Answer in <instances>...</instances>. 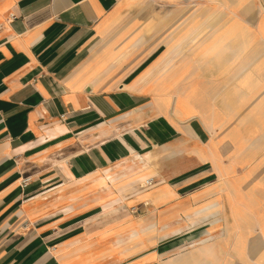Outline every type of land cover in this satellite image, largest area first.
Instances as JSON below:
<instances>
[{
	"label": "crops",
	"instance_id": "0c3cea01",
	"mask_svg": "<svg viewBox=\"0 0 264 264\" xmlns=\"http://www.w3.org/2000/svg\"><path fill=\"white\" fill-rule=\"evenodd\" d=\"M198 1L213 3L191 5ZM246 1L0 0V264H264L237 258L239 236L223 233L221 213L181 220L210 219L199 238L220 232L201 250L152 246L181 224L161 215L155 228L130 229L119 252L111 230L65 225L109 202L113 186L133 188L108 168L140 149L164 147L169 175L136 200H155L156 210L190 174L180 185L200 183L185 196L193 207L220 205L227 188L240 204V170L264 174V8ZM197 6L218 13L189 53L177 30ZM247 9L249 19L236 14ZM205 189L214 195L204 198ZM249 215L262 222L254 236L264 252V208Z\"/></svg>",
	"mask_w": 264,
	"mask_h": 264
},
{
	"label": "rangeland",
	"instance_id": "374dc122",
	"mask_svg": "<svg viewBox=\"0 0 264 264\" xmlns=\"http://www.w3.org/2000/svg\"><path fill=\"white\" fill-rule=\"evenodd\" d=\"M210 3L213 2L198 1V2H191V5H204V4L210 5ZM244 3H246L247 5L255 4L256 7L262 6L264 8V0H247ZM199 10L201 11L200 7L198 6L196 8L194 7L192 12L188 14L187 21L189 23L186 24L187 25L186 29L177 30L179 31V33H181L179 35L180 37H183L185 35L186 37L190 38L189 44H187L185 47L182 46V48L184 47V51L189 53H195L199 49V47H201L198 41L202 37L207 38L206 36L209 34L211 29L210 23L215 19V18L213 19L212 17L218 13L215 12V10L218 9H212V8H209V12H204L203 10L200 12ZM253 13L254 12L250 13L247 9V11H241L240 13H236V14H239L242 19L245 18L249 19V16ZM160 47L162 48V46ZM202 47H205V45ZM148 52H151V49H149ZM148 62L149 60L148 61L146 60L143 63L145 64ZM163 148L164 147H161V150L159 152H156L157 150L155 151L152 150L153 153L156 154H154V160L152 158L150 160V163L151 165L153 163L154 165H159L160 175L153 174L152 176L147 177V179L153 180L154 182H152L150 185H147V187L145 186L147 188V191H145V193L151 191L152 188L155 186L156 188H158L157 186H162L164 184H167L168 182L169 168H168V163L164 161L165 149ZM152 151L151 149L148 150L140 149L139 153L133 152L131 153V155H128L126 158L117 155V159L113 160V163L108 168L113 173V180L118 179L121 180L122 182L125 181V179L127 180L128 177H126V175L123 174L125 172H130L137 167L136 166L137 161L139 162L142 161V159L139 160L140 159L139 156L144 157V160L145 159L148 160L147 156ZM178 162L179 160L177 161V163ZM245 171L246 170H240L239 175L237 176L239 180L238 181L239 188L238 191L236 189L234 191V193H236L234 194V196L239 198L240 204L236 206L235 205L232 206L231 197H227L232 195L231 188L229 189L227 188L226 191L229 194L224 196L223 203L217 206L218 209L223 210L221 214H223V216L225 217V219L223 220L221 219L219 225L223 233L226 234V230H228L226 229V225H227L226 221H228L230 223V227L232 228L233 234L234 235L238 234L239 237L238 236L237 237L239 238V244L235 245L234 248L237 247L239 251L238 253H236V255L240 261L254 260L255 262H257L264 259V252L262 247L263 239L260 236H254L255 229L257 228L259 223L262 222L250 220L249 214H253L256 208L258 209L260 208L263 211L264 206L259 205L255 207V205H252L250 203L247 204L248 200H246V198L251 199L252 197H257L263 200L264 174L256 173V174H251V176H249ZM220 175L221 174H218V178L221 177ZM118 176H120L121 179H119ZM189 177L190 174H185L177 177L175 179V181H177L175 191L172 189L171 191L172 194L170 195V197L167 200L160 203L157 206L158 209L156 208V210L152 208V205L150 204L146 205V202L149 201L148 199L147 200L135 199L136 197H138L137 195L139 193L138 189H140L136 185L131 184L133 188H131L129 191H126L127 188L123 187L122 185L113 186L111 188V195L109 202H107L105 205L102 206L97 205L98 207H96L94 211H90L89 214H87L84 218H81L80 220H74L72 222L71 221L66 222L65 225L66 227L71 228L70 232H76V228H78V226L80 229L87 228L89 230H94V231L103 228L111 230L112 237L108 245H111L113 248H116V250L119 252L120 250H125L126 248V246H124L123 240L131 239L127 233L130 229L141 230L142 228H147L152 224V222L158 221L159 215H161L163 216L166 222L175 223V225H177L178 223L183 224L184 229L181 234H171L167 238L158 239L155 245L152 246H156V247L158 246L160 249H165V250L168 249L167 248L168 246H171L172 250L174 249V247L175 249H177L179 246L187 243V241L191 243L192 242L191 238H194V241L197 240L201 236L202 232L206 229V224L210 223V222L205 223L201 219L198 220L195 219L194 223L188 222L190 225L188 224L187 227L186 221H181L183 218H185L186 220V218L189 217V215L192 213L202 211L203 209H199V208L206 205L204 202L202 204L193 207L191 203H189L190 202L189 199L185 198L187 194L196 191L197 188L198 189L201 188L198 186L200 183H195V182L192 185H188L187 187L180 185L181 183L182 184L184 183L183 182L185 181L183 180L184 178L186 179ZM173 181L174 179L172 180L171 183H173ZM143 190L144 189H142L141 191ZM206 190L209 189H205L204 198H209L210 196L214 195L215 189L208 192H206ZM233 207H235L234 209L235 214H238L239 216V219L235 221H232L230 219V216L226 215L227 213L232 212ZM192 231H194V233H190ZM134 232L135 231H133V233L131 234L132 235L135 234ZM68 238L72 239L73 237L68 236ZM149 247L151 246H148L147 248ZM223 249H224L223 260L230 261L231 260L230 242H228ZM179 253L180 252L176 250L175 255H173L174 253L169 255L177 256ZM183 253H186V251ZM167 257L168 254L166 253L164 255V259H168Z\"/></svg>",
	"mask_w": 264,
	"mask_h": 264
},
{
	"label": "bare ground",
	"instance_id": "6f19581e",
	"mask_svg": "<svg viewBox=\"0 0 264 264\" xmlns=\"http://www.w3.org/2000/svg\"><path fill=\"white\" fill-rule=\"evenodd\" d=\"M264 23V22H262ZM260 29V28H259ZM262 30V29H261ZM260 30V32H261ZM264 32H262L263 34ZM148 160H144V157H140L139 160L142 159V161H137V167L130 171V172H125L123 175H126L129 179V181L132 182V184L136 185L137 187H139L140 189H138L139 193H142V192H145L147 191V182L148 180L150 179H147L148 176H152V174H155L152 172V169L154 168V166L151 165L150 163V160H151V156L148 154ZM66 163V162H65ZM93 172V171H92ZM110 177L108 178H113V174L109 175ZM108 178L106 179H103L101 178L100 180V183L101 184H107V180ZM154 178V177H153ZM154 182V181H153ZM108 185V184H107ZM146 186V187H145ZM153 187V186H152ZM156 187V186H155ZM155 187H153L152 189H154ZM142 189H144L143 191H141ZM156 189V188H155ZM157 190V189H156ZM160 191V190H159ZM161 192V191H160ZM164 194V193H163ZM231 194V193H230ZM147 196V195H146ZM116 201V200H115ZM157 201L155 200H149L146 202V205H154L156 204ZM210 205V204H209ZM208 205L207 206H202L201 208L199 209H203L202 211H199V212H196L198 214V216H201V215H205V214H208L209 212H212V213H215V214H220L222 213V209H218V205H215V204H211L210 206H212L213 208L212 209H209L210 206ZM156 206V205H155ZM216 208V209H215ZM187 216V215H186ZM194 219L193 218H190L189 221H186V226L188 227V222H191V223H194ZM210 219H203V222H209ZM227 223V231L229 233H233V231L231 230V227H230V223L229 222H226ZM190 225V224H189ZM155 226H152L150 225L149 227L147 228H152ZM184 229V225L183 224H179L175 227H172L171 228V234H181L182 230ZM214 229V228H213ZM168 230V229H167ZM166 236H167V232L165 233ZM220 235V232H213L211 234H208L206 236H203L202 238H198L197 240H195L194 242H191V243H188L187 246L189 245H194L196 247H198V250L200 249H205L206 247H208V245H211L215 242V240L217 239V236ZM178 236V235H177Z\"/></svg>",
	"mask_w": 264,
	"mask_h": 264
},
{
	"label": "built area",
	"instance_id": "2783aa9c",
	"mask_svg": "<svg viewBox=\"0 0 264 264\" xmlns=\"http://www.w3.org/2000/svg\"><path fill=\"white\" fill-rule=\"evenodd\" d=\"M14 19H15V16L12 15L11 20H14ZM29 182H30V179L26 178L23 180V185L25 186V185L29 184ZM152 182H153V180H148L147 185H150Z\"/></svg>",
	"mask_w": 264,
	"mask_h": 264
}]
</instances>
